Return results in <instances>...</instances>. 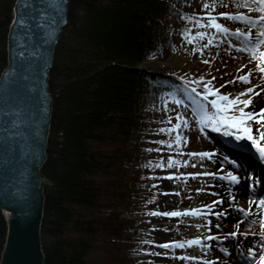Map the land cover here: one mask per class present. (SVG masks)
Wrapping results in <instances>:
<instances>
[{
    "label": "trees",
    "instance_id": "1",
    "mask_svg": "<svg viewBox=\"0 0 264 264\" xmlns=\"http://www.w3.org/2000/svg\"><path fill=\"white\" fill-rule=\"evenodd\" d=\"M179 1L69 0L49 79L54 103L41 170L44 264H132L129 256L116 257L119 245L145 241L137 231V239L122 237L135 231L132 208L140 209L126 167L134 173L131 164L148 153L143 138L158 127H149V111L160 90H168V75L140 63L159 51L161 22ZM14 3L0 0V74ZM6 233L0 210V256ZM106 250L111 255L103 257Z\"/></svg>",
    "mask_w": 264,
    "mask_h": 264
},
{
    "label": "water",
    "instance_id": "2",
    "mask_svg": "<svg viewBox=\"0 0 264 264\" xmlns=\"http://www.w3.org/2000/svg\"><path fill=\"white\" fill-rule=\"evenodd\" d=\"M69 0H15L0 74V264H44L41 229L53 97L50 71L68 24Z\"/></svg>",
    "mask_w": 264,
    "mask_h": 264
},
{
    "label": "rangeland",
    "instance_id": "3",
    "mask_svg": "<svg viewBox=\"0 0 264 264\" xmlns=\"http://www.w3.org/2000/svg\"><path fill=\"white\" fill-rule=\"evenodd\" d=\"M202 2L203 0H180L179 2H174L171 4V7L168 11L166 19L161 22V27L159 28V34L161 39V46L159 51L155 54L154 58L148 59L147 61L140 63V67L142 68H151L153 70L162 68L165 73H167V77L165 76L166 81H164L163 88H167L168 90H165L163 92V89L160 90L158 93L157 101L153 108L149 111V127L157 125L154 129V132L156 134H150L145 135L143 138L144 142H148L149 149H161L160 151H151L147 154H145L142 158L143 160H139L137 164H131V166H134L135 171L132 174L133 170L130 171L129 167H126V169H129V171L126 172L128 174V177L130 178L131 185L129 188L135 191V195L138 196V198L134 199V201H137L135 204V207H140V209L132 208V210H135L134 212H137V215L134 216L137 226L136 228H133L135 231H131L129 233H124L122 237H128L130 239L138 238V234H142L144 236L145 241H152L151 244L146 243H136V242H125L121 243L119 246L123 249L118 248V256L122 260H127L131 257L134 260L132 261V264H172L171 261V255L174 257H178L181 255V252L177 251V249H165L158 247L157 245L169 243L172 241H180V235L177 233V231H173L172 226L170 224H174L175 221H164L163 219H160L159 216H151L147 215V213L151 211H159V212H170L172 209H165L163 210L160 205H158V199L165 190H167V175L168 174H176L179 175L181 173H184L185 170L189 169L188 167H179V168H148L145 167V165L152 161L153 163L157 162H167L169 157H173L177 160H180L183 162L184 160L192 161L190 159L191 156H188L187 153L194 152L191 150V143L192 145H196L198 143L199 137H204L205 133L203 130H200V127L198 126L196 122V117L193 114V105L189 104L188 101L185 98L186 92L184 89L186 87V81L196 80L199 77L203 76L205 78V66L208 64L204 63V60H208L209 63L213 62L216 56H220L221 58L224 56L228 57V54L230 51H228V41L235 39L233 36H219L212 46H209L208 48L204 49L203 55H201L199 52L193 53L192 49L194 45L187 43L184 36L182 35L185 28H192V24L184 19L185 15H199L203 16L204 11L202 8ZM225 2L228 4V7H217L214 14H218L220 12H231L236 13L237 11L234 10V5L232 3V0H225ZM220 23L225 24L231 31H235L236 24H238L237 21H227L223 18L220 19ZM195 31H205V29H195L193 28V32ZM207 31L214 32L212 29H208ZM247 32V31H246ZM203 43H206V41H200L197 47L199 45H202ZM242 41L240 40L237 43V48L242 47ZM244 53V52H242ZM255 65V62H253ZM183 78V79H182ZM233 79H236L234 76ZM188 87H198L195 84L188 85ZM251 85L248 84L244 87H242V90H246L247 88H250ZM236 89L237 87H233ZM240 89V90H241ZM201 88H197V92H201ZM170 94H175V99H182L184 101L183 104L176 105L174 103V100ZM177 114H182L183 117L189 122V128L184 129L183 127L178 130L181 132L184 136L188 138L187 145H181L179 149L176 148V146H173V149L167 148L166 145H161L155 143L156 141L160 140H167L171 141L173 139V136L175 133H173L172 136L167 135L166 133H159L158 129L162 126L163 128H170L172 125L168 123L169 117L172 118V124L177 123L178 121L175 119ZM160 122V124H159ZM257 124L252 123V133L254 136L257 135ZM208 129V128H207ZM154 137V138H150ZM156 138L158 140H156ZM150 139V142H149ZM178 152H183L185 155L180 156L178 155ZM199 152V151H196ZM119 173H124L125 171L122 169V167H119ZM203 173V172H201ZM136 182L139 183V185H136ZM153 185H156V187H153ZM170 185H176L177 187H182L184 185L192 186L195 185L192 181H187L186 183L176 182L173 179H170ZM235 193H240V186L234 185L233 186ZM177 192L183 191V189L176 190ZM238 191V192H237ZM233 195V196H234ZM155 197V201L153 203H148L147 201L152 200V198ZM263 197V196H262ZM261 197V198H262ZM233 198V197H232ZM191 200H195V198H191ZM234 217L232 218H223V221H221V224H225V222L228 221H240L243 220L244 217H240L237 213H233ZM121 218H126L125 214L121 216ZM199 222L204 223L205 218L198 217L197 218ZM167 222L168 225L161 226V224ZM241 227V226H240ZM167 229V230H165ZM137 231V232H136ZM209 244V243H207ZM257 244L262 245L264 244V241H258ZM219 246V245H218ZM223 245H220L219 247H222ZM252 246V245H251ZM241 247V245H240ZM102 249V248H101ZM99 247L97 250H95V256L97 255L98 251L101 250ZM123 250V251H120ZM125 250V251H124ZM115 251V250H114ZM136 251V252H133ZM116 252V251H115ZM129 252V253H128ZM159 253V255H150L149 253ZM103 257H106L109 253L108 250L102 252ZM248 252L246 251V254ZM111 255V254H110ZM116 255V254H115ZM221 255V254H220ZM216 255V256H220ZM109 256V255H108ZM129 256V257H127ZM228 256V255H226ZM233 256V255H232ZM234 257V256H233ZM125 258V259H124ZM120 260V262L122 261ZM213 259H211L212 261ZM234 263L235 264H241V257L239 256L238 252H235L234 257ZM117 264V263H116ZM247 264H250L247 263Z\"/></svg>",
    "mask_w": 264,
    "mask_h": 264
},
{
    "label": "snow or ice",
    "instance_id": "4",
    "mask_svg": "<svg viewBox=\"0 0 264 264\" xmlns=\"http://www.w3.org/2000/svg\"><path fill=\"white\" fill-rule=\"evenodd\" d=\"M233 5L237 8L247 9V12H239L231 13V12H220L218 14H214L217 7H228V4L225 0H203L202 8L204 11L203 16L199 15H185L184 19L188 20L192 24V28H185L182 35L184 36L187 43L194 45L192 51L193 53L199 52L203 55L204 49L212 46L214 41L219 36H234L237 39L242 40V47L236 48L237 52L247 53L250 57V63L255 62V68H249L247 73L244 75L236 77L235 80L228 83H236L237 81L243 84H250L251 77L254 73L259 74V79L264 82V0H232ZM258 13L257 16L253 17L251 13ZM223 18L227 21H238L244 23L248 26L249 30L247 32L242 31L240 29H236L235 31H231L229 27L225 24L220 23V19ZM193 28L195 29H205V31H195L193 32ZM208 29L214 30V32L207 31ZM253 30H255V34H253ZM200 41H206L202 45L197 47ZM204 63H209L208 60H204ZM247 67V66H245ZM183 79V78H182ZM205 80L203 76L199 77L196 80L186 81L185 91L189 93L188 98L191 100L193 107V114L196 117V122L201 130L210 128L215 132H223L225 136H233L237 141L247 140L250 142V146L255 149L258 153L261 161H264V109H261L260 112L256 111H248L252 105L253 94L259 95V92H256V88L260 87V85H253L250 88H247L244 92H240L238 94L233 95L232 93H221L219 88L214 87L213 80ZM198 85L202 88L201 92H197L196 87H188V85ZM224 87V85H221ZM261 91H264V88H261ZM195 94V95H193ZM174 100L176 105L183 104L184 101L182 99H175V94H170ZM213 97V99L209 100V97ZM247 96V99H243V97ZM175 119L178 121L175 124H172V118L169 117L168 123L172 126L170 128H160L158 129L161 133H166L169 136H172L173 139L171 141L160 140L155 143L166 145L167 148L173 149L175 145L177 149L181 145H187L188 138L184 136L180 130L182 127L184 129L189 128V122L183 117L182 114H177ZM258 125L257 127V135L254 136L252 133V123ZM161 149H146V151H160ZM178 155L183 156L185 153L178 152ZM188 156L191 157H199L201 160L207 158L209 160L215 155L213 152H189ZM233 163H235L233 161ZM189 161L184 160L181 162L173 157H169L167 162H157L153 163L149 161L145 167L148 168H179V167H188ZM191 166L193 168L196 167L195 163H192ZM206 175V176H216V173L211 172H203V173H181L179 175L171 174L167 177V179H176L186 181L190 176L195 179L197 176ZM249 180H254L255 185H259L260 181L256 177L248 176ZM220 179L226 180L232 184H239L240 177L233 174L232 172H228L227 175L221 176ZM156 187V185H153ZM198 192L203 191V188L197 189ZM254 191V187H253ZM168 193H165L167 195ZM179 195V193H176ZM215 195V193H213ZM235 199V197H233ZM155 201V197L152 200L148 201V203H153ZM222 200L214 201L212 204L204 205L202 208H192L185 209L184 211H170V212H159V211H151L147 213V215L151 216H166V217H182V216H207V215H215V216H224L226 212H213V208L223 203ZM255 204L258 211L253 212L251 205ZM206 209V211H205ZM237 211L241 212L245 219L250 216H259V221L252 220L250 223L261 224L262 229H264V197L259 198L257 200L249 201V208L243 209L238 208ZM244 223V220H240L236 223V231L230 232L223 237V239L236 238L238 235L244 236L245 238L248 235H259L260 240L264 241V230L259 233H248V232H240V226ZM211 221L208 220L204 225H197V227H206L208 232L211 233ZM215 227L219 228L220 225L217 224ZM167 230V229H165ZM221 239L215 235H207L202 238H194L190 240H180V241H172L169 243H164L157 245L158 247L165 249H184L192 246H200L204 249H210L211 245L207 244L206 241L219 240ZM143 243L151 244L152 241H143ZM220 251L225 254H229L226 248H221ZM150 255H159V253H149ZM176 259L181 260H190L197 259L196 257L189 256H178ZM248 258H251L254 261V264H264V245H260L257 247H250L248 249ZM203 264H215L213 261H203Z\"/></svg>",
    "mask_w": 264,
    "mask_h": 264
},
{
    "label": "bare ground",
    "instance_id": "5",
    "mask_svg": "<svg viewBox=\"0 0 264 264\" xmlns=\"http://www.w3.org/2000/svg\"><path fill=\"white\" fill-rule=\"evenodd\" d=\"M234 10L244 13L247 12V9H237L235 6ZM251 15L255 17L258 13L253 12ZM236 28L245 32L249 30L248 26L241 22L236 24ZM253 34H255V30H253ZM234 38L235 39L228 41V51H230L228 57L223 56L221 58L220 56H216L213 62H210L205 66V80H212L213 77H215L213 80L214 87L219 88L221 93H232L233 95L244 92L245 90H242L241 88L248 84H243L239 81L234 84L228 82L235 80L233 79L234 76L238 77L244 75L249 68H255L254 63H250V57L247 53L236 51V46L240 39H237L236 37ZM221 85H224V87H221ZM250 85L251 87L253 85H260V87L256 88V92H259V95L253 94L252 105L247 110L260 112L261 109H264V91H261V88H264V82L259 79V74H253ZM233 87L237 88L234 89ZM197 88L201 87L198 86ZM188 95L189 93L184 96L188 103L192 105ZM247 98V96L243 97V99ZM211 99H213V97L210 96L209 100ZM254 124L255 123L253 122V125ZM203 132L205 133V136L199 137L198 143L195 146L191 143V150L194 152H213L215 155L211 160L207 158L201 160L199 157H190L192 161L189 162V169L185 170L184 174L211 172L216 173V176L200 175L195 179L189 176L186 181L173 179L174 181L183 184L187 181L195 183V185H184L183 187L182 185L180 187L170 185V179H168L166 182L167 190H165L162 196L159 197L158 205H160L163 210L168 208L172 209V211H184L185 209L192 208L199 209L204 205L212 204L214 201L222 200L224 202L216 205L213 208V212H226L227 214L224 216H199L205 218L204 223L199 222L197 219L198 217L193 216H159L160 219L167 222L175 221L174 224L170 225L172 226L173 231H177L180 235V240L202 238L207 235H215L221 238L219 240L206 241V243L211 245V248L207 250L200 246H192L184 249L177 248V251L181 252V255L179 256L186 255L189 257H196L197 259L181 260L176 259L171 255L172 264H203V261H211V259H213L212 261L215 262V264H235L234 257L236 251L241 257V264H247L249 262L250 264H254V261L251 258L246 257V251L248 252L250 247H256L257 242L260 241L259 235H248L246 238L238 235L234 239L231 237L223 239L228 233L236 231L235 225L237 222L231 220L225 222L223 225L221 224V221L224 222L223 218L229 219L234 217V215H232L233 213H237L240 217H244L241 212L237 211V209L243 208L247 210L249 208V201L257 200L262 196L264 197V161H261L258 153L250 146V142L247 140L237 141L233 136H225L223 132H215L210 128L203 129ZM233 161L235 163H233ZM192 163L196 164L195 168L191 166ZM228 172H232L239 176L240 183L232 184L226 180L220 179L221 176L227 175ZM169 175L170 174L166 177ZM248 176L258 178L260 184L255 185V181L249 180L247 178ZM234 185L240 186V193H236V195H234ZM201 188H203V191L198 192L197 189ZM178 189H183V191L177 192L176 190ZM165 193L168 194L165 195ZM176 193H179V195H176ZM213 193H215V195H213ZM232 197H235V199ZM191 198H195V200L192 201ZM251 208L253 212L258 211L255 204H252ZM2 213L6 220L7 213H4L3 211ZM259 219V216H250L247 219L244 217V223L241 224L239 231L248 233L261 232L264 229H262L259 222L254 224L250 223L252 220L259 221ZM208 220L211 221V233L208 232L206 227H197V225H204ZM167 222L161 224V226L168 225ZM217 224L220 225L219 228L215 227ZM218 245L223 246L219 247ZM221 248H226L229 254L220 251Z\"/></svg>",
    "mask_w": 264,
    "mask_h": 264
}]
</instances>
